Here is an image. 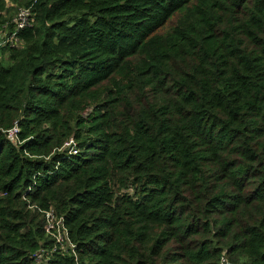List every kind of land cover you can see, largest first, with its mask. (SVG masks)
<instances>
[{"label": "trees", "instance_id": "obj_1", "mask_svg": "<svg viewBox=\"0 0 264 264\" xmlns=\"http://www.w3.org/2000/svg\"><path fill=\"white\" fill-rule=\"evenodd\" d=\"M24 8L0 264H47L50 210L75 253L48 264H264V0H0L1 34Z\"/></svg>", "mask_w": 264, "mask_h": 264}, {"label": "built area", "instance_id": "obj_2", "mask_svg": "<svg viewBox=\"0 0 264 264\" xmlns=\"http://www.w3.org/2000/svg\"><path fill=\"white\" fill-rule=\"evenodd\" d=\"M31 11L32 8H24L20 9L16 18V31L12 35L7 34H1L0 33V50L8 45L11 46H17L18 45V33L20 30L26 28L30 24V17H31ZM7 134L9 138L13 141H17V135L19 134V128L16 126L13 129L7 131ZM76 144L73 140L68 142L65 145V148H71V152L73 154H77L78 151L75 149ZM45 220H46V233L48 236L51 237V239L54 241V247L50 251V253H47L45 251H39L35 257L37 258V261L47 263L49 262V257L53 255L54 252H61V253H67V248H70L72 251L74 250L75 253V245H73L70 242L69 239V233L68 229L66 228L64 224V220L62 218H58V216L55 214L53 210H50L48 212H45ZM221 264H229V262L226 260V258H222Z\"/></svg>", "mask_w": 264, "mask_h": 264}]
</instances>
